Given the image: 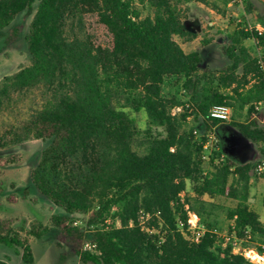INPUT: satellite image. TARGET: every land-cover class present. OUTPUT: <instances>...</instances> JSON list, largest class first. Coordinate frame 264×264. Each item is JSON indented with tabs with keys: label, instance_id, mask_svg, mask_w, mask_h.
Wrapping results in <instances>:
<instances>
[{
	"label": "trees",
	"instance_id": "16d2710c",
	"mask_svg": "<svg viewBox=\"0 0 264 264\" xmlns=\"http://www.w3.org/2000/svg\"><path fill=\"white\" fill-rule=\"evenodd\" d=\"M190 2L207 4L0 0V32L17 15L33 13L26 37L30 65L0 85V98L11 89L36 85L44 97L25 121L0 126V150L30 140L48 142L30 183L63 212L53 214L49 226L33 221L20 231L11 219H0V243L20 254L23 264L34 262L29 237L41 239L51 228L59 230L63 242L77 245V264H253L233 253L235 245L264 255V222L249 207V181L259 162L235 164L216 150L209 155L211 169L203 173L202 159L205 135L220 124L208 118V111L225 105L231 109L229 125L264 162V128L252 122L255 106L264 103V67L242 45L252 37L240 32L226 50L230 66L217 75L204 71L199 76L200 54L185 53L176 41L196 38L183 26ZM146 9L150 12L144 14ZM87 15L104 28V42L96 44L86 32ZM168 76L182 78L185 91L200 88L190 111L202 120L201 134L184 129L188 103L161 95ZM177 108L180 115H172ZM126 110L142 111L147 128L141 130ZM18 161L16 155L0 156V168ZM187 181L192 195L186 196ZM216 198L236 203L225 209L231 221L226 239L219 235ZM77 213L88 215L94 252L79 246L83 229L72 218ZM141 213L148 215L144 227ZM188 213L206 220L198 243L185 240L180 231L179 226L186 229Z\"/></svg>",
	"mask_w": 264,
	"mask_h": 264
},
{
	"label": "rangeland",
	"instance_id": "374dc122",
	"mask_svg": "<svg viewBox=\"0 0 264 264\" xmlns=\"http://www.w3.org/2000/svg\"><path fill=\"white\" fill-rule=\"evenodd\" d=\"M206 2V5L197 2H190L185 5L186 12L183 26L186 31L196 34V38L191 42H184L176 38L177 43L185 53L190 51L200 52L202 63L199 67V76L204 71L217 75L230 66L231 61L226 56V50L232 46L231 38L235 34L243 32L251 36L246 31L249 27L264 30V0H206ZM149 12L146 9L144 14ZM32 16L33 13L28 14L23 12L15 17L8 28L0 32V85L5 83L8 78L13 77L22 68L30 65L31 58L27 51L26 37L29 32ZM84 21L86 32L91 35L96 44L104 42L107 39L104 28L97 22L95 16L87 15ZM259 43L264 45V36H262ZM242 45L250 56L257 60L258 50L255 42L250 39L243 41ZM234 51L238 52L237 47ZM240 73L241 70L238 69V74ZM182 82L183 79H180V77H165L161 86V95L166 99L175 98L185 103V105L188 103L186 107L189 110V118L184 123V129L186 131L195 130L201 134L203 130L202 120L190 111L193 104L199 98L200 88L196 90L190 89L182 93L180 90ZM42 90L40 85L25 90L11 89L6 97H1L0 126L16 125L28 119L30 114L38 109L43 102ZM126 111L131 118L135 119L141 130L147 128L146 115L142 111ZM180 112L181 110L174 109L172 110V115L178 116ZM245 118L244 112L240 121H244ZM230 120L227 121L228 124ZM252 122L257 127L264 128V103L255 106V115ZM216 127L211 132L218 140V144L216 147H212V149L221 151L223 142L219 138ZM210 133L207 134L210 135ZM207 134L205 136H208ZM47 145L48 142L30 140L0 150V156L16 155L19 157L17 163L0 168V219H11L12 226L16 231H20L21 228H23L22 230H27L33 221H38L49 226V219L53 214L60 215L63 213L60 209L52 206L30 183V173L37 165L42 150ZM211 145H215V143L212 142ZM202 150V159L203 156L205 157L203 159L204 173L211 169L209 155L214 150H205L204 148ZM255 152V156L251 162L256 165L261 161V157L257 154L256 149ZM221 153L223 155L222 151ZM223 157L229 159L228 157ZM232 161L234 160L232 159ZM234 163L238 164L236 161ZM249 185V203L251 209L258 211L260 208V210L264 211L261 201L259 208L257 204V200L264 193V176L258 174L254 169V174L249 181ZM25 190L28 192L27 196L24 195ZM185 195H192L189 181L186 183ZM10 198H16V201L10 202ZM205 200L209 199L205 197ZM213 202L219 206V210L217 211L219 216L216 220L220 228V238L226 239L231 221L225 218V209L233 208L236 203L223 198H216ZM259 217L264 222V215H259ZM72 218L76 225L83 229V238L79 243L82 250L83 240L90 241L87 236V229H90L87 227L88 215L77 213ZM145 220L140 218L142 225ZM205 221L204 218L201 221L198 219L201 226H203L202 224ZM111 222L108 219L105 224H109L110 226ZM116 225L118 226V222H116ZM59 234L58 229L51 228L49 233L41 239L29 237L34 258L33 264H77L78 260L74 255L77 245L71 240H68V243L63 242ZM243 250H240V252H243ZM234 252H238V250L236 249ZM250 254L253 255V253L247 251L245 257L252 258ZM0 260L5 261L7 264H23L20 254H17L14 249L7 248L1 243Z\"/></svg>",
	"mask_w": 264,
	"mask_h": 264
},
{
	"label": "built area",
	"instance_id": "2783aa9c",
	"mask_svg": "<svg viewBox=\"0 0 264 264\" xmlns=\"http://www.w3.org/2000/svg\"><path fill=\"white\" fill-rule=\"evenodd\" d=\"M246 31L251 34L252 40L257 45V50H258L257 62L261 67H264V45L259 43L260 40L262 39V36H264V30H261L259 28L249 27ZM180 90L182 91V93H185V90L182 87ZM177 110L180 111V108H177ZM230 116H231V109L225 105L213 106L208 111V118L211 120H216L220 123H225L228 120H230ZM194 134H197V131H194ZM206 138H207V141L204 143L203 148L205 150L206 149L207 150L208 149L214 150V149H212V147L217 146L218 140L216 139L214 134H212V132L210 133V135L206 136ZM210 142L215 143V145H211ZM214 151H216V150H214ZM204 158L205 157L203 156V159ZM255 171L258 174L264 176V162H262V161L259 162L255 167ZM140 218L147 219L148 215L141 213ZM179 228H180V231H181L184 239L187 241H190L192 243H198L199 239L203 236V234L205 232V228L199 224L197 216L193 213H188L186 229H183L180 226H179ZM95 249H96V245L94 242H92L91 240L90 241L83 240V242H82V250L83 251L94 252ZM236 249L238 250V252H234V250H236ZM240 250H242V249L238 245H235L233 248V253L234 254H240V255H243L245 257L247 251L243 250V252L242 251L240 252ZM250 253H254L255 256L257 257V260H254L253 258L245 257L247 260H249L253 264H264V255H259L254 251H250Z\"/></svg>",
	"mask_w": 264,
	"mask_h": 264
},
{
	"label": "crops",
	"instance_id": "0c3cea01",
	"mask_svg": "<svg viewBox=\"0 0 264 264\" xmlns=\"http://www.w3.org/2000/svg\"><path fill=\"white\" fill-rule=\"evenodd\" d=\"M191 52L194 51H190L188 53ZM198 53L200 54V52ZM228 125L229 124L226 122L220 123L216 127L218 130V132L217 130L216 132L219 133V138L223 142V148L221 149V151L223 152V156L228 157L231 160L233 159L238 164L251 162L256 153L253 144L247 139H245L237 130ZM262 196H264V193H262L261 197H259V199L257 200L258 208L260 205V201L262 204ZM249 207L251 209L250 203ZM251 210L258 215H264V211L260 210V208L258 211H255L253 209Z\"/></svg>",
	"mask_w": 264,
	"mask_h": 264
},
{
	"label": "bare ground",
	"instance_id": "6f19581e",
	"mask_svg": "<svg viewBox=\"0 0 264 264\" xmlns=\"http://www.w3.org/2000/svg\"><path fill=\"white\" fill-rule=\"evenodd\" d=\"M251 255V254H250ZM252 256V258L254 259V260H257V257L255 256V254L253 253V255H251ZM250 256V257H251Z\"/></svg>",
	"mask_w": 264,
	"mask_h": 264
}]
</instances>
